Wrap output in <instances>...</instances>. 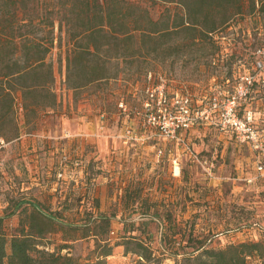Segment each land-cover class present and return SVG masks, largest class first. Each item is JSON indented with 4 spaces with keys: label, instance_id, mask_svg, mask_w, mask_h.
<instances>
[{
    "label": "rangeland",
    "instance_id": "1",
    "mask_svg": "<svg viewBox=\"0 0 264 264\" xmlns=\"http://www.w3.org/2000/svg\"><path fill=\"white\" fill-rule=\"evenodd\" d=\"M108 1L112 20L90 37L99 19H87L84 0H0V60L45 56L49 80L12 95V78L3 81L0 231L10 239L31 222L41 230L39 203L77 225L45 227L39 248L81 261L101 250L98 233L111 244L137 236L157 264H176L173 238H163L170 220L203 248L258 242L246 264H264V0ZM158 87L165 104L150 95ZM237 95L254 133L220 124L213 98ZM151 113L186 125L164 137ZM106 260L148 264L125 245Z\"/></svg>",
    "mask_w": 264,
    "mask_h": 264
},
{
    "label": "trees",
    "instance_id": "2",
    "mask_svg": "<svg viewBox=\"0 0 264 264\" xmlns=\"http://www.w3.org/2000/svg\"><path fill=\"white\" fill-rule=\"evenodd\" d=\"M13 3H17V0H11ZM86 5L89 7L87 19L93 22V19H99L98 23H93L89 28H87V34L91 37L95 35L96 32L101 31L106 26V22L112 20V11L109 7L108 0H84ZM91 12V13H90ZM89 14H94L90 16ZM208 22V15H204L203 18ZM105 23V24H104ZM224 23V22H223ZM217 25L210 26L206 29L204 33L205 36L215 29ZM1 28V27H0ZM4 33V28L0 29V36ZM1 40V39H0ZM32 47L39 45L38 43L33 44L31 39H27ZM3 42L0 41V46ZM33 57V56H32ZM34 58V57H33ZM33 58L27 59V61L21 66L18 61L12 60L13 62H6L0 60L3 66L0 67V95H3L4 79L12 78L11 81L13 85L8 88L7 95H12V87L17 86L25 91L27 90H38L46 88L49 80L43 78L42 71L44 67H47L46 57L38 56L35 60ZM11 61V60H10ZM6 69V70H4ZM29 78L32 81H29ZM13 98V96H12ZM14 99V98H13ZM36 211L40 213L41 230L34 228L36 226L33 222L28 225L29 229L24 226L20 230L19 234L12 235L9 239L8 236L0 231V264H108L107 257L113 253L114 246L125 245V252L137 253L142 259L148 262V264H157L156 256H154V251L148 246L144 240L134 235H121L120 238L123 239L122 242L118 241L115 244L110 243V238H102L98 233L94 235L98 238V241H102L98 247L101 250L97 253L94 260L81 261L75 259L69 254H62V252L53 251L50 252L47 249H40L42 245L41 241L46 238V231L53 232L54 225L60 223L62 225H67L71 227L77 226L75 222L71 223L68 218L66 220H58L57 212L45 213L39 203L34 204ZM3 217H0V222H2ZM101 222L106 223L107 226L110 225V219L106 216L101 217ZM155 219L151 218L147 221H143V224H149L154 222ZM126 225V222H125ZM45 227L48 230L45 231ZM166 231L163 234L164 237L171 236L173 238V244L169 247V251L173 253L175 257L176 264H246V259L251 256L254 252L259 249L258 242H243L239 244H233L227 248L215 250L203 248L202 244H196V240L190 244L191 238L178 230L176 224H173L169 220L166 224ZM169 230V233L167 232ZM178 233H181V237L178 238ZM132 245V246H131ZM192 246V252H180V249L187 246ZM67 246H62L66 248ZM97 247V249H98ZM9 248V250H8ZM182 253V257L178 258V255ZM159 262V261H158ZM160 264V263H158Z\"/></svg>",
    "mask_w": 264,
    "mask_h": 264
},
{
    "label": "built area",
    "instance_id": "3",
    "mask_svg": "<svg viewBox=\"0 0 264 264\" xmlns=\"http://www.w3.org/2000/svg\"><path fill=\"white\" fill-rule=\"evenodd\" d=\"M263 56L264 52L260 51ZM264 66V61H260L257 63L258 70H261ZM248 84H252L253 78H247ZM248 91L247 88L240 89V94H246ZM151 97H154L156 95L157 101L159 104H165L167 102V95L163 87H158V91L155 93L154 91L151 92ZM241 95L233 96L232 99L230 97H225L219 99L218 97L213 98L212 106L215 109L220 110L219 113V119L220 124L223 128H230L232 129L237 135L241 133L242 131H248L254 133L251 128L249 127L248 130H246V126L248 124V121L250 117L243 118L238 111V102L236 99L240 98ZM178 115H172L169 116L163 113L162 116H159L158 119L156 118L153 113H151L150 121L153 123H156L159 126L160 133L167 138H174L176 137L178 131L180 128L186 125L185 120H181L178 118ZM263 144L260 143L257 139V148L262 150V154L264 156V147ZM263 165L259 164V170H263Z\"/></svg>",
    "mask_w": 264,
    "mask_h": 264
},
{
    "label": "crops",
    "instance_id": "4",
    "mask_svg": "<svg viewBox=\"0 0 264 264\" xmlns=\"http://www.w3.org/2000/svg\"><path fill=\"white\" fill-rule=\"evenodd\" d=\"M241 107H242V104H239V106H238L239 114H240V111H242ZM255 113L260 114V112H259V100H257V111ZM257 119L258 120L260 119V115L257 117Z\"/></svg>",
    "mask_w": 264,
    "mask_h": 264
}]
</instances>
